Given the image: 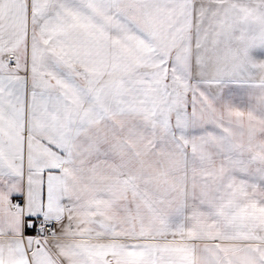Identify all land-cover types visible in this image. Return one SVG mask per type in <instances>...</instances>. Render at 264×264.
I'll return each instance as SVG.
<instances>
[{"label":"snow or ice","instance_id":"1","mask_svg":"<svg viewBox=\"0 0 264 264\" xmlns=\"http://www.w3.org/2000/svg\"><path fill=\"white\" fill-rule=\"evenodd\" d=\"M0 264H264V0H0Z\"/></svg>","mask_w":264,"mask_h":264}]
</instances>
